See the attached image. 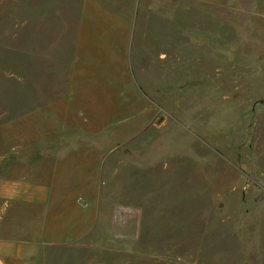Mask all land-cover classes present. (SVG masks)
Wrapping results in <instances>:
<instances>
[{
	"label": "rangeland",
	"instance_id": "rangeland-1",
	"mask_svg": "<svg viewBox=\"0 0 264 264\" xmlns=\"http://www.w3.org/2000/svg\"><path fill=\"white\" fill-rule=\"evenodd\" d=\"M80 1L0 0V156L67 95ZM131 50L154 117L108 134L91 229L35 264H264V0H144Z\"/></svg>",
	"mask_w": 264,
	"mask_h": 264
},
{
	"label": "crops",
	"instance_id": "crops-1",
	"mask_svg": "<svg viewBox=\"0 0 264 264\" xmlns=\"http://www.w3.org/2000/svg\"><path fill=\"white\" fill-rule=\"evenodd\" d=\"M142 1H80L67 95L36 111L31 152L20 140L0 156V264H35L43 249L82 238L115 147L108 134L123 141L153 119L131 71Z\"/></svg>",
	"mask_w": 264,
	"mask_h": 264
}]
</instances>
